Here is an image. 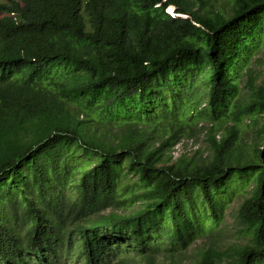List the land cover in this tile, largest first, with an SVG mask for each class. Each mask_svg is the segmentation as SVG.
<instances>
[{
	"label": "trees",
	"instance_id": "obj_1",
	"mask_svg": "<svg viewBox=\"0 0 264 264\" xmlns=\"http://www.w3.org/2000/svg\"><path fill=\"white\" fill-rule=\"evenodd\" d=\"M227 1H0V264H264V0Z\"/></svg>",
	"mask_w": 264,
	"mask_h": 264
},
{
	"label": "rangeland",
	"instance_id": "obj_2",
	"mask_svg": "<svg viewBox=\"0 0 264 264\" xmlns=\"http://www.w3.org/2000/svg\"><path fill=\"white\" fill-rule=\"evenodd\" d=\"M2 1V0H0ZM196 5L201 6L202 8H213L216 10H226L229 8V3L227 0H196ZM174 7L169 6L167 11L170 14H174ZM259 46L256 53L253 55L249 66L256 76V83L263 77L264 74V33L259 38ZM208 146L205 139V133L199 132L195 137L184 138L173 148L172 155L173 157L179 156V154H185L186 156H196L200 153L201 156H206L208 154ZM125 182V181H124ZM251 182H248L250 185ZM250 186L246 189L244 187L241 191H237V188L232 189V196H228L225 193L221 194V197L224 201V207L222 212V218L219 224L215 227L212 234H219L217 236V244L225 246L230 243L233 234V223L235 218V212L238 204L244 196V193L249 190ZM210 243V239L206 235L196 238V240L188 246L181 254H173V259L181 262L183 264H193L197 257V252L201 247H206ZM171 258L158 256L160 261H169ZM137 264V263H136ZM140 264V263H139Z\"/></svg>",
	"mask_w": 264,
	"mask_h": 264
}]
</instances>
